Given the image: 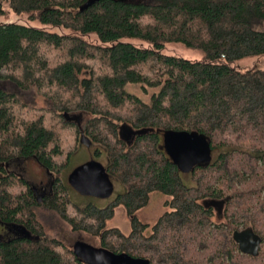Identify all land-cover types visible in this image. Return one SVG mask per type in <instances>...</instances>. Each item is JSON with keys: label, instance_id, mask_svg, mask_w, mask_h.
<instances>
[{"label": "trees", "instance_id": "obj_1", "mask_svg": "<svg viewBox=\"0 0 264 264\" xmlns=\"http://www.w3.org/2000/svg\"><path fill=\"white\" fill-rule=\"evenodd\" d=\"M3 1L71 32L0 24V80L34 89L44 102L0 88V163L34 158L57 173L52 190L38 194L1 166L0 264H89L75 245L46 234L39 208L99 235L100 247L150 264H264V70L230 65L264 55V30L254 27L264 22V0H0V15ZM170 42L206 58L161 52ZM130 83L158 90L145 101ZM76 112L89 115L84 126ZM169 129L206 135L216 156L182 173L163 148ZM84 139L105 150V172L128 187L105 206L73 201L59 175ZM155 191L170 196L171 209L150 225L137 212ZM227 196L222 217L205 205ZM119 205L129 234L106 228ZM248 227L261 237L257 255L233 238Z\"/></svg>", "mask_w": 264, "mask_h": 264}, {"label": "rangeland", "instance_id": "obj_2", "mask_svg": "<svg viewBox=\"0 0 264 264\" xmlns=\"http://www.w3.org/2000/svg\"><path fill=\"white\" fill-rule=\"evenodd\" d=\"M5 13L0 15V24L3 23H18L30 27H36L55 31L58 33H70L71 30L65 27L53 26L50 24H44L39 19L33 18L29 13H16L11 10L9 3L3 1ZM256 29L264 30V22L255 24ZM93 40H97L93 38ZM123 41L130 42L135 46L141 48H153V44L147 40L141 38H124ZM161 52L168 55H173L190 60H205L206 54L201 49L189 47L181 42L166 43L161 49ZM230 65L238 70L248 69H260L264 70V55L248 56L242 59L230 61ZM0 88H3L9 92L17 94L24 101L32 105H43L44 102L37 96L35 90H23L15 82L10 80H0ZM129 92L135 93L145 101H150L153 92H157V88L144 87L138 83H130L126 86ZM76 115L82 114L81 112L73 113ZM88 114H82V124L84 126L88 119ZM97 148L102 149L97 144L89 143L87 139L82 141L78 151L72 156L70 164L59 174L65 184L66 190L70 198L80 205L87 203H94L97 206H105L111 200H113L119 193L127 190V185L121 183L118 179L111 177L112 190L110 194L101 196L95 193H83L78 191L70 182L69 177L71 173L81 165L95 161L104 167L108 163V157L105 150L102 149L98 157L94 152ZM216 156V152H213V157ZM1 166L6 169L16 170L19 174L28 179L39 192L44 188V185L51 183V180L57 176V173L47 171L42 165H40L34 158L15 159L9 164L0 163ZM185 181L189 183V176H185ZM188 179V180H187ZM49 188V187H48ZM170 199L169 195L162 192L155 191L150 195L149 203L141 208L137 212V216L145 223L150 225L155 224L159 217L166 211L170 210L169 206L165 205V202ZM38 217L44 225L46 234L50 237L57 238L64 242L68 247L76 246L78 243L86 244L99 248L101 246L100 236L94 235L85 231H74L69 223L63 220L60 216L43 208L37 210ZM119 228L123 233L129 234L131 232V220L123 205H119L116 208L113 217L109 218L106 222V228ZM4 226L0 224V236ZM151 229L149 228L146 233L149 234ZM76 243V244H75Z\"/></svg>", "mask_w": 264, "mask_h": 264}, {"label": "water", "instance_id": "obj_3", "mask_svg": "<svg viewBox=\"0 0 264 264\" xmlns=\"http://www.w3.org/2000/svg\"><path fill=\"white\" fill-rule=\"evenodd\" d=\"M163 148L182 173H190L197 165L208 164L213 160L210 140L197 131L165 130ZM69 180L78 191L83 193L106 196L112 190L111 177L105 172L104 167L95 161L76 168ZM229 199L230 196L223 199H210L205 201V205L216 208L219 215ZM233 238L243 253L258 254L261 237L252 228L234 231ZM249 238L257 241L254 251L246 247ZM74 247L76 253L89 264H150L143 258L134 257L126 252H114L104 247L97 248L82 243Z\"/></svg>", "mask_w": 264, "mask_h": 264}, {"label": "flooded vegetation", "instance_id": "obj_4", "mask_svg": "<svg viewBox=\"0 0 264 264\" xmlns=\"http://www.w3.org/2000/svg\"><path fill=\"white\" fill-rule=\"evenodd\" d=\"M47 171H48V170H47ZM54 179H55V178H54ZM54 179L51 180V183H50V184L47 183V185H44V188H43V190H42L41 192H39V191L37 190V188H36L37 193H38V194H42V192H49L50 190H52V184H53V182H54ZM48 187H49V188H48ZM213 210H214L215 213H217V209H216V208L213 207ZM221 215H222V213L219 214V216H221ZM221 217H222V216H221ZM243 229H246V228H242V229H240V230H243ZM256 246H257V241H256V239H254V238H249L248 241H247L246 247H247L249 250L254 251V249H255Z\"/></svg>", "mask_w": 264, "mask_h": 264}]
</instances>
